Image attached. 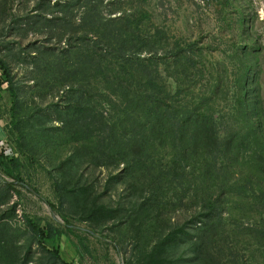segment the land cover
<instances>
[{"label":"rangeland","instance_id":"1","mask_svg":"<svg viewBox=\"0 0 264 264\" xmlns=\"http://www.w3.org/2000/svg\"><path fill=\"white\" fill-rule=\"evenodd\" d=\"M148 78L186 143L120 142ZM258 228L264 0H0V264H253Z\"/></svg>","mask_w":264,"mask_h":264},{"label":"trees","instance_id":"2","mask_svg":"<svg viewBox=\"0 0 264 264\" xmlns=\"http://www.w3.org/2000/svg\"><path fill=\"white\" fill-rule=\"evenodd\" d=\"M68 14V13H66ZM104 36V35H103ZM104 38V37H103ZM109 45H111V42H109ZM105 46V45H104ZM106 47V46H105ZM2 69V67H1ZM137 72L144 78H147V68L144 66L139 67L136 69ZM136 73V72H135ZM4 76V75H3ZM144 84V91L141 95V98L137 101L132 98L128 99L131 102H137L135 104L138 108H141L146 115L151 114L155 116L156 120L154 121L151 116H147V118L141 119V121L145 122L144 125L141 123V121H133L130 118L126 119L125 126L123 127L124 133L122 134V143H127V147H131V144L137 148L140 149L141 145L140 143H155V138H166L169 137L171 142L175 143H186L187 136L189 135V131L184 127L187 123L185 122L184 126H181L180 120L176 121V119H171L172 123H169L172 125V127L168 128L166 127V123H158L159 118L161 116V110L163 108L162 105H164L160 99L158 98L156 89L158 88L157 84L151 79L148 78L147 81L143 82ZM82 91V90H80ZM80 102L78 103L80 105L79 108H77L78 112L75 111V115L81 119H79L77 123V128L79 130V135H83L84 131L83 129H89L88 126V120H90V117L87 119L83 118V112H82V101L84 99V96H80ZM85 100V99H84ZM84 119V120H83ZM150 119V120H149ZM103 122H101L102 124ZM197 125L195 130H192V135L196 141V143H204L206 145V148L211 147L213 144L217 145L218 143H221L220 137L217 135V133L210 131V132H204L201 130L202 125L200 119L196 120ZM105 126V125H104ZM122 129V128H120ZM116 126L114 128H110L105 126L104 127V136L110 137L111 141H115L118 136V132L120 131ZM83 132V133H82ZM121 138V137H120ZM121 140V139H120ZM97 143H106V138H103ZM233 143V142H231ZM104 145V144H103ZM216 162H213L212 164H209V167H215ZM54 208V206H53ZM208 208L212 211L215 210V205L209 204ZM51 227L48 226L46 228H36L35 226H31V231L34 232L39 238L40 243L39 245L45 250V252L53 259V261L61 260L60 256V249L55 248L53 250L47 249L45 247V239L49 238L51 235L49 234ZM255 238V249L253 251V264H264V229H256L254 230L253 234ZM244 256H241V260L238 261V264H246L243 262Z\"/></svg>","mask_w":264,"mask_h":264}]
</instances>
